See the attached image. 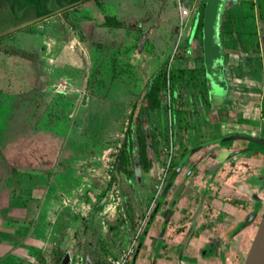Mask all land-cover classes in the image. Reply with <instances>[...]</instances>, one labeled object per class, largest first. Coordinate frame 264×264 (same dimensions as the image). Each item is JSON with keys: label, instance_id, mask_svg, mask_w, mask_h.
Wrapping results in <instances>:
<instances>
[{"label": "rangeland", "instance_id": "rangeland-1", "mask_svg": "<svg viewBox=\"0 0 264 264\" xmlns=\"http://www.w3.org/2000/svg\"><path fill=\"white\" fill-rule=\"evenodd\" d=\"M191 1L197 9L202 0ZM46 5L47 13L16 28L29 16L27 8L0 5V264L59 263L60 254L37 246L36 237L44 231L33 219L49 195L59 200L60 208L74 209L79 215L80 210L100 207L124 194L127 207L141 209V217L145 216L147 190L142 196L134 177L137 171L147 174L136 164L128 167V174L116 170L115 155L132 124L140 131H152L161 123L156 109L133 107L136 111L130 115L132 104L160 67L202 68L200 39L184 48L190 18L179 26L177 0H80L62 7L47 0ZM242 6L247 30L240 38L234 33V48L226 50L230 68L226 93L237 90L235 111L249 108L240 105L248 100L260 108L259 114L250 106L253 112L243 110L239 115L264 139V31L255 0L251 8L248 2ZM205 90L206 86L200 89ZM247 91L253 94L247 96ZM214 92L221 94L219 89ZM186 96L181 95L173 120L172 161L179 142L190 146L210 138V131L220 133L225 128L204 117L207 101L193 105ZM168 116L169 110L161 111L166 130ZM229 120L234 126L240 117L231 115ZM159 139L152 134L154 148ZM163 141L168 147L169 137ZM249 145L246 158L264 157V145ZM220 151L213 149L215 155ZM160 153L161 167L169 154L163 149ZM147 154L151 157V152ZM225 157L228 168L230 158L236 161L239 153ZM245 165L248 178L242 183L261 186L264 165ZM71 193L72 199L65 198ZM133 195L139 197L136 202ZM251 227L248 238L256 228ZM218 246L219 252L223 246ZM246 251L229 255V264H242Z\"/></svg>", "mask_w": 264, "mask_h": 264}, {"label": "crops", "instance_id": "crops-1", "mask_svg": "<svg viewBox=\"0 0 264 264\" xmlns=\"http://www.w3.org/2000/svg\"><path fill=\"white\" fill-rule=\"evenodd\" d=\"M184 3L191 9L195 6L191 0H184ZM224 53L226 54V50ZM226 66L228 67L227 64ZM236 93L237 90H232L230 94H220L227 98V101L223 102V108L212 106L204 112L206 119L214 123L221 122L222 127H225L220 133L210 131V137L230 132L257 135L254 132L255 127L246 122L245 116L239 113L243 110L249 113L252 107L253 111L257 110L259 114L260 108H256L255 102L248 100L240 105L248 104L249 108L242 107L240 112L235 111L234 108L239 106ZM246 94L251 96L253 93L247 91ZM222 96L219 99L223 101ZM231 115L240 117L238 124H231ZM249 143L244 139H232L226 140L225 144H213L193 152L181 171L169 177L171 179L173 176V181L163 189L159 198L162 204L156 210L155 221L150 223V219L148 220L145 233H141L138 239L140 245L138 249H134L126 264H229V255L238 254L244 248L246 251L254 232L253 230L248 238L253 223L235 233L233 231L242 226L239 224L249 217L251 212L260 213L264 206V182L257 186L241 181L248 178V168L245 164L262 165L260 158L244 156L245 151L252 149ZM215 148L221 150L220 154H214ZM224 149L227 152H223ZM235 150L239 153V158L236 161H230V158V167L225 168V156ZM159 167L160 162L155 161L149 171L144 173L147 175L138 172L134 177L138 192L140 191L142 196L147 190L145 199L150 193L154 172ZM107 196L112 197L110 194ZM73 197V193L65 196L70 199ZM45 198L48 199L33 215L34 222L40 224L39 228L44 231L36 237L37 246L42 251L46 250V253L60 254L59 263L65 256V264H111L124 249L133 233V226L137 228L142 214L141 209L137 212L134 207H127L124 194L119 200L116 197V201L102 203L100 207L93 209L89 206L85 211L80 210L79 215L74 209L70 211L67 207H63V211L59 200H52V195ZM136 198L139 197L133 195L135 202ZM236 200L243 201L244 206L239 203L236 205ZM228 232L230 238L227 236ZM218 245L223 246L219 252ZM133 255L135 259L131 263Z\"/></svg>", "mask_w": 264, "mask_h": 264}, {"label": "trees", "instance_id": "trees-1", "mask_svg": "<svg viewBox=\"0 0 264 264\" xmlns=\"http://www.w3.org/2000/svg\"><path fill=\"white\" fill-rule=\"evenodd\" d=\"M76 1L80 0H55V3L58 7H62L65 5L73 4ZM224 0L223 6L220 10L219 15V37L221 41V45L223 50H227L229 48H234V41L232 37L235 36L234 33L240 38L241 31L247 30V25L245 23V15L243 11V4L248 2L249 8L252 7V0H237L236 3H233L231 0ZM47 0H0V5H4V3H8L9 6L14 8H27V15H29L27 19L33 18L35 15H42L49 11V8L46 5ZM204 0L201 1L199 5V14L196 24L191 26L190 34L186 36L185 40V49L188 50L187 46L192 42V39L199 40L201 42V12L203 7ZM256 6L258 10L259 17L261 16L259 0H256ZM264 6V5H263ZM65 9V8H64ZM250 15L252 16L251 12ZM252 33V30L250 31ZM234 34L233 36H231ZM243 36V34H242ZM236 38V37H235ZM238 40V39H237ZM240 42L243 47L245 44L243 40L240 39ZM201 51V45H200ZM201 57V52H200ZM201 71H197V69L191 68H175L168 66L160 67L152 76V79L148 82L146 87L141 92L140 96L136 103L132 104V108L130 110L133 115L134 112L138 109L147 108V109H156L157 113L160 115L162 110H169L170 114L173 115L174 119L176 118L175 111L181 106L179 99L181 95H187V99L191 104H195V102L207 101V91L205 90L203 93L200 91L201 87L206 85L203 73L204 67L202 63L201 57ZM197 77L199 78V82ZM178 79V80H177ZM166 88H165V83ZM199 84V85H198ZM197 85V86H195ZM165 88V89H164ZM167 91V96L165 95V91ZM201 95V96H200ZM204 96V97H202ZM167 98V99H166ZM184 101V99L182 100ZM203 101V102H204ZM208 102H206L207 104ZM180 105V106H179ZM179 106V107H178ZM133 107L136 108V110ZM182 109V107H181ZM262 110V108H261ZM158 115V116H159ZM132 121V118H131ZM134 121V120H133ZM160 121V120H159ZM180 125V124H179ZM152 136V135H150ZM180 142L178 144V147ZM185 147L183 149L186 150ZM135 150V152H133ZM134 161H137V165L140 171H147L151 161L147 156L146 151V139L144 131L138 130L134 124H132L126 136L121 141V144L115 155V169L119 170L122 173H129L128 167H133Z\"/></svg>", "mask_w": 264, "mask_h": 264}, {"label": "water", "instance_id": "water-1", "mask_svg": "<svg viewBox=\"0 0 264 264\" xmlns=\"http://www.w3.org/2000/svg\"><path fill=\"white\" fill-rule=\"evenodd\" d=\"M224 0H204L202 12H201V54H202V63L204 66L205 76L207 78L208 84V94L214 96V91L217 89L220 90L221 94L226 91L227 88V77H228V67L225 64V53L221 45L219 37V13ZM233 3H236L237 0H231ZM260 11H261V20L262 27L264 31V6L263 0H259ZM199 14V6L196 9L193 16V25L196 24ZM31 20H26L22 23H19V27L24 24L29 23ZM232 139H244L246 141L264 145V139L257 136H252L242 133H231L227 135H222L203 141L188 149L184 155L179 159L176 166L178 167L184 160L187 159L195 150L199 149L208 144H217L225 140ZM217 146V145H216ZM244 150V149H243ZM237 153V150L233 151V154ZM254 212H251L249 217H247L241 225L248 223ZM148 220L144 222L143 234L145 233V228L147 226ZM140 245V240L138 241L135 250L138 249ZM136 253V251H135ZM135 255L131 258V263L134 262ZM65 256L62 257L60 264H65ZM242 264H264V211L257 223L253 237L249 243L247 251L245 253Z\"/></svg>", "mask_w": 264, "mask_h": 264}, {"label": "flooded vegetation", "instance_id": "flooded-vegetation-1", "mask_svg": "<svg viewBox=\"0 0 264 264\" xmlns=\"http://www.w3.org/2000/svg\"><path fill=\"white\" fill-rule=\"evenodd\" d=\"M224 3V2H223ZM223 3H222V6H223ZM263 5H264V0H263ZM221 6V7H222ZM255 6H256V0H255ZM257 7V6H256ZM260 9V8H259ZM221 10V9H220ZM258 11V10H257ZM261 13V12H260ZM220 15V14H219ZM259 15V14H258ZM259 18H261V16L259 17ZM261 26H262V22H261ZM262 29H263V27H262ZM203 76H204V79H205V82H206V91H207V93H208V89H209V87H208V84H207V78H206V76H205V72L203 73ZM227 91V90H226ZM209 95L210 94H207V96H206V98H207V105H208V109H210V108H212V106H213V108H218V109H222L223 108V102L224 101H227V98L226 97H224V96H222V95H220V94H215V96H210V97H214V98H209ZM223 95H226V92H224V94ZM220 96H222L223 97V101H222V99L220 98L219 99V97ZM210 107V108H209ZM173 115H171L170 114V112H169V122L167 123V125H168V130H166V126H165V124H164V122H163V120L161 121V119H162V117H161V113H160V123H161V125L158 127V130L156 129V127L155 128H153V130L152 131H149L148 129L147 130H145L144 131V134H145V139L147 138V142H146V151L149 153V152H151V157L147 154V156L149 157V159H150V161H151V164H150V166H149V168L151 167V165H152V163H153V161H156V162H161V161H163V157H164V155H162L160 152H161V150L163 149V150H167V152L169 151V143L171 144V147H170V150H171V155L169 156V158L167 159V162H166V164H165V166H161L160 168L162 169L161 171H159L158 170V172H157V174L155 175V176H153L152 177V183H151V189H150V193H149V195H148V197H147V203H148V206H147V209H146V215H145V220H149L150 219V223H153L154 221H155V217H156V214H157V211L156 210H158L157 208H158V206H160L161 204H162V202L160 201L159 202V198L161 197V194H162V192H163V189L166 187V186H168L169 184H171L172 183V181H173V176H175V174L176 173H179L180 171H181V168L184 166V164H185V162L187 161V159L190 157V155L187 157V159L186 160H184L178 167L176 166V164L178 163V161H179V159L184 155V153L188 150V149H190V148H192L193 146H195V145H197L198 143H201V142H203V141H207V140H209V139H213V138H215V137H219V136H222V135H227V134H231V133H239V132H230V133H223V134H221V135H218V136H214V137H210V138H205V139H202L200 142H198V143H193V144H190V146H185V145H181V146H179L177 149V153L175 154V156H176V158H174V161H172V156H173V154H174V150H173V146H174V144H173V134H174V129H172V127L174 126L175 127V122L173 121L174 120V117H172ZM155 135V136H157V137H159L160 139V141H158V148L157 147H155L154 148V145L155 144H157V143H154L153 141H150V139H151V136L150 135ZM242 134H246V133H242ZM248 135H250V134H248ZM252 136H257V135H252ZM169 137V142H168V147H166V145L164 144V141L163 140H165L166 138H168ZM257 137H259V136H257ZM226 141V140H225ZM223 142V141H222ZM213 144H208V145H205V146H203V147H200L199 149H202V148H204V147H207V146H212ZM120 146V145H119ZM156 146V145H155ZM187 148L186 150H184V153H182L181 154V152H183V149L184 148ZM199 149H197V150H199ZM118 150V149H117ZM197 150H195V151H197ZM194 151V152H195ZM133 152H135V150H133ZM158 153V157H155L156 156V154ZM169 154V153H168ZM261 155L262 156H264V154H263V152L261 153ZM166 157V156H165ZM166 159V158H165ZM134 164H136L137 165V161H134L133 162ZM261 163H262V165H264V157L263 158H261ZM149 168H148V170L147 171H145V172H148L149 171ZM185 171V170H184ZM137 172H139V171H137ZM137 172H135V175L137 174ZM171 175H173L172 176V178L171 179H169V177L171 176ZM169 179V180H168ZM158 182V184H156ZM239 204L241 205V206H244V203H243V201H240L239 202ZM259 211V210H258ZM263 211H264V207H263V209H262V211H260V213L259 212H254L253 213V216H252V218H251V220L248 222V223H246V224H244V225H242L240 228L238 227V228H236L234 231H233V233H235V232H237V231H239L242 227H244V226H246V225H248V224H250V223H253V224H255V226H257V223H258V221H259V219H260V217H261V215H262V213H263ZM251 214V213H250ZM255 218H258V220H257V222H254V220H255ZM241 224V223H240ZM240 224H239V226H240ZM256 229V228H255ZM142 230H143V227L139 230V232H138V234H137V243H138V239H139V237H140V235H141V233H142ZM254 232H255V230H254ZM251 241V240H250ZM136 243V244H137Z\"/></svg>", "mask_w": 264, "mask_h": 264}, {"label": "built area", "instance_id": "built-area-1", "mask_svg": "<svg viewBox=\"0 0 264 264\" xmlns=\"http://www.w3.org/2000/svg\"><path fill=\"white\" fill-rule=\"evenodd\" d=\"M196 11V7L191 9V7L187 6L185 3H182L180 0H177V14H178V18H179V26L182 27L187 19L190 18V24L187 25L186 27V36H188L190 34V30H191V26H192V19H193V14ZM192 12V13H191ZM192 14V15H191ZM180 31V29H179ZM193 40V39H192ZM171 144L169 143V155L168 158L170 156L171 150H170ZM145 216L141 217V219L139 220V223L137 225L136 230L129 236L127 243L124 247V249L120 252L119 256L114 259L112 261L111 264H126V262L129 260V258L131 257V255L134 252V249L136 247V243H137V234L139 232V230L141 229V227L144 225L145 222Z\"/></svg>", "mask_w": 264, "mask_h": 264}]
</instances>
